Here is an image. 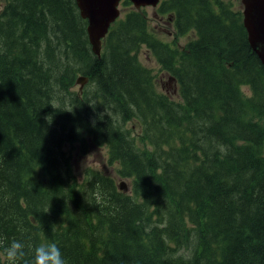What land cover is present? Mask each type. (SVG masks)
Listing matches in <instances>:
<instances>
[{
    "label": "trees",
    "instance_id": "obj_1",
    "mask_svg": "<svg viewBox=\"0 0 264 264\" xmlns=\"http://www.w3.org/2000/svg\"><path fill=\"white\" fill-rule=\"evenodd\" d=\"M156 11L175 40H195L175 48L128 7L96 55L75 0H0V252L15 239L23 264L45 242L66 264H264V67L241 10ZM143 46L177 100L157 90ZM79 75L90 90L72 89ZM89 145L113 169L79 182L73 150Z\"/></svg>",
    "mask_w": 264,
    "mask_h": 264
},
{
    "label": "water",
    "instance_id": "obj_2",
    "mask_svg": "<svg viewBox=\"0 0 264 264\" xmlns=\"http://www.w3.org/2000/svg\"><path fill=\"white\" fill-rule=\"evenodd\" d=\"M135 7H156L159 0H128ZM79 14L87 20V36L91 49L96 55H100V38L107 31L110 23L119 14L117 5L119 0H75ZM242 24L247 33V39L251 50L256 54L264 67V0H240ZM86 78L79 76L76 82L82 88ZM119 189L127 191L128 186L124 180L119 181Z\"/></svg>",
    "mask_w": 264,
    "mask_h": 264
},
{
    "label": "rangeland",
    "instance_id": "obj_3",
    "mask_svg": "<svg viewBox=\"0 0 264 264\" xmlns=\"http://www.w3.org/2000/svg\"><path fill=\"white\" fill-rule=\"evenodd\" d=\"M233 10H241V4L240 0H228ZM77 6V4H76ZM132 6V5H131ZM78 8V6H77ZM156 7L152 6H140V7H134L135 10L140 12H146L147 17L150 20V26L153 28V30L158 34V36L163 39L164 41H172L171 43L173 47H178V49L183 48V45L189 40V37L196 38V33L194 31H191L187 35H184L179 38V40H175L176 32L174 31V28L172 25H168L166 20H158L157 14L155 11ZM127 9V7H123L120 5V16H122V13ZM174 40V41H173ZM195 40V39H194ZM149 51L147 47L143 46L141 50L138 53V59L141 61V63L152 70V75L156 78V88L160 92L167 93L170 97L177 100L179 98L178 94V85L176 86H167L166 83L168 82V73L165 71L160 70L159 64L156 62V60L153 58L151 54H149ZM165 83V84H164ZM84 87H86V90H90L92 88V85H88V80L86 79L84 81ZM74 90L80 91L79 84H76L73 86ZM244 90L249 93L248 89L245 87ZM128 126L133 127L135 130H138V128L131 125V123L128 124ZM63 147L67 150L69 149V144H63ZM88 149L86 152L81 153L77 152V149L73 150V165H74V175L76 178L81 182L85 176V171L88 168H94V169H100L108 172V170H112L113 167L107 162V155L105 152V148L103 147H93L88 146ZM128 182L129 180L126 179Z\"/></svg>",
    "mask_w": 264,
    "mask_h": 264
},
{
    "label": "clouds",
    "instance_id": "obj_4",
    "mask_svg": "<svg viewBox=\"0 0 264 264\" xmlns=\"http://www.w3.org/2000/svg\"><path fill=\"white\" fill-rule=\"evenodd\" d=\"M24 248L21 241L14 239L3 246L0 255H3L5 264H23ZM30 264H66V261L56 243L45 242L34 247Z\"/></svg>",
    "mask_w": 264,
    "mask_h": 264
},
{
    "label": "flooded vegetation",
    "instance_id": "obj_5",
    "mask_svg": "<svg viewBox=\"0 0 264 264\" xmlns=\"http://www.w3.org/2000/svg\"><path fill=\"white\" fill-rule=\"evenodd\" d=\"M174 81H176L174 78H169V79H168V82L166 83V85L169 86V87H171V86H175V83H176V82H174ZM164 84H165V83H164Z\"/></svg>",
    "mask_w": 264,
    "mask_h": 264
},
{
    "label": "bare ground",
    "instance_id": "obj_6",
    "mask_svg": "<svg viewBox=\"0 0 264 264\" xmlns=\"http://www.w3.org/2000/svg\"><path fill=\"white\" fill-rule=\"evenodd\" d=\"M65 103V102H64ZM66 105H68V104H66ZM48 134V133H47ZM37 151V150H36ZM217 190V189H216ZM215 191V190H214ZM227 192V191H226ZM205 193V192H204ZM202 195V194H201ZM229 202V201H228ZM203 212V211H202ZM202 215V214H201Z\"/></svg>",
    "mask_w": 264,
    "mask_h": 264
}]
</instances>
